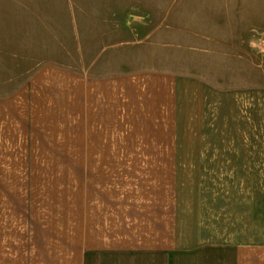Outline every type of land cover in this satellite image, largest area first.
I'll list each match as a JSON object with an SVG mask.
<instances>
[{
	"label": "crops",
	"instance_id": "crops-1",
	"mask_svg": "<svg viewBox=\"0 0 264 264\" xmlns=\"http://www.w3.org/2000/svg\"><path fill=\"white\" fill-rule=\"evenodd\" d=\"M55 13L0 0V264H264V71H80Z\"/></svg>",
	"mask_w": 264,
	"mask_h": 264
},
{
	"label": "rangeland",
	"instance_id": "rangeland-1",
	"mask_svg": "<svg viewBox=\"0 0 264 264\" xmlns=\"http://www.w3.org/2000/svg\"><path fill=\"white\" fill-rule=\"evenodd\" d=\"M40 1L56 12L45 40L80 71L173 70L225 86L234 58L254 79L264 71V0Z\"/></svg>",
	"mask_w": 264,
	"mask_h": 264
}]
</instances>
